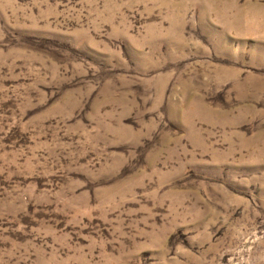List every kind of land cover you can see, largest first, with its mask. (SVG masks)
Wrapping results in <instances>:
<instances>
[{"label":"rangeland","instance_id":"1","mask_svg":"<svg viewBox=\"0 0 264 264\" xmlns=\"http://www.w3.org/2000/svg\"><path fill=\"white\" fill-rule=\"evenodd\" d=\"M0 264H264V0H0Z\"/></svg>","mask_w":264,"mask_h":264}]
</instances>
